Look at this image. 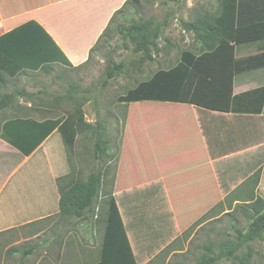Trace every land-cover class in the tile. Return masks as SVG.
Listing matches in <instances>:
<instances>
[{
  "label": "crops",
  "instance_id": "obj_1",
  "mask_svg": "<svg viewBox=\"0 0 264 264\" xmlns=\"http://www.w3.org/2000/svg\"><path fill=\"white\" fill-rule=\"evenodd\" d=\"M125 1L0 0V71L6 73L7 65L31 73L43 65L84 64ZM193 40L198 52L194 35ZM252 46L256 50V44L236 47L235 56ZM263 83L264 69L239 74L233 95ZM120 105L124 122L111 194L135 264H194L198 256L218 252L223 257L215 264L230 262L225 253L235 235L232 226L241 228L238 217L243 218L232 209L247 203L240 197L251 189L242 184L258 169L252 192L264 200V103L259 114L171 102ZM13 119L0 110V264L96 263L105 229L104 221L98 226L99 212L106 213L103 197L80 216L63 211L59 190L73 176L57 129L37 145V135H28L34 127L13 125ZM73 171L76 178L78 169ZM216 241L228 244L219 251Z\"/></svg>",
  "mask_w": 264,
  "mask_h": 264
},
{
  "label": "trees",
  "instance_id": "obj_2",
  "mask_svg": "<svg viewBox=\"0 0 264 264\" xmlns=\"http://www.w3.org/2000/svg\"><path fill=\"white\" fill-rule=\"evenodd\" d=\"M140 1L126 0L113 14L108 26L89 51V58L93 54H98L97 50L102 46H107V37L116 31L132 44V54L138 55L130 63L131 69L126 68L124 61L115 63L109 59L105 66L102 87L107 85L108 80L125 74L126 71L140 74L141 67L146 62L154 61L153 54L159 52L158 40L162 35L163 28L155 24L153 18L137 17L136 21H131V16L138 13ZM169 1L177 2L178 0ZM116 17L130 22L126 26L114 25ZM180 25L184 32L193 33L195 41L199 45L198 52L182 51L173 66L167 69L159 68L146 79L137 81L123 96L117 98V102L125 104L143 101L171 102L189 104L217 112L261 113L264 103V86L233 95V84L234 78L239 74L264 69V0H220L216 13H205L204 16L197 19L181 21ZM165 40L169 42L168 39ZM254 44L257 45V54H250L240 59L235 57L236 47ZM78 68L79 66L72 67L66 63L62 72L66 73L63 70ZM53 69L55 68L51 65H43L38 71L48 74ZM4 71L7 72L0 71V90L6 87L9 79L28 73L21 72L19 66L9 68V65L4 68ZM89 91L90 89L81 88L78 83L72 82L62 96L56 97L55 103L71 102L74 106L72 112L65 111L59 117L43 118L39 121L31 117L15 116L10 121L13 122V125L28 123L34 127V130L28 135H37L39 138L37 145L55 129L68 149V153L72 152L77 136L92 143V159L94 157L104 166L97 165L91 168L85 177H82L78 170L75 178L73 171L75 166L71 164V158L68 159L72 166L71 175L74 178L71 177L59 190L60 208L71 215L80 216L100 196L106 197L103 200L107 207L101 256L94 264L117 262L119 264H135L118 208L111 194L114 171L111 172L108 167L109 163H106L107 159L109 162L112 159L108 152L109 145L105 136L104 122L98 119L100 115L98 109L95 112L97 118L93 122H88L83 112V105L91 99ZM21 93L23 94V92ZM13 103L14 94L0 91V110L8 108ZM106 119L105 115V121ZM5 138L8 142L12 140L9 136ZM37 145L35 144V146ZM259 179L260 169L256 170L242 184L246 188L251 187V192H245L240 197L241 202L247 203L237 205L232 209V213L242 214L247 225L241 228H237L236 225L232 226L234 231L232 236L235 235L229 242L230 251L225 253V258L231 264H251L253 250L250 244L255 240H264V200L259 196L256 197L252 192ZM200 219L184 231V237H188L189 231ZM227 244V241H216L214 247L221 251V248L226 247ZM241 248L245 249V253H238ZM208 251L214 254L211 246L208 247ZM222 257L220 252L215 253L213 257L203 254L194 260V264H215Z\"/></svg>",
  "mask_w": 264,
  "mask_h": 264
},
{
  "label": "rangeland",
  "instance_id": "obj_3",
  "mask_svg": "<svg viewBox=\"0 0 264 264\" xmlns=\"http://www.w3.org/2000/svg\"><path fill=\"white\" fill-rule=\"evenodd\" d=\"M219 3L220 0H178L177 2L169 0H141L138 13L137 15L131 16V21H136L137 17L143 19L153 18L154 23L163 29L162 35L158 40L159 52L153 54L154 61L146 62L141 67L140 74L126 71L125 74H120L108 80L107 85L102 87V81L105 77L104 70L109 59L115 63L124 61L126 68L131 69L130 63L138 57V55H133L131 52L132 44L122 38L120 33L114 31L107 37V46H102L101 49L97 50L98 54H93L90 58L88 57L89 60L80 65L76 70L67 69L63 70L66 71V73H63V68H55L48 74L38 71L24 73L14 79H9L6 87L0 90L2 93L14 94V103L5 109V118L17 116L41 120L43 118L59 117L65 111L72 112L74 106L71 102L55 103L57 100L56 97L62 96L70 83L76 82L81 88L90 89L89 98L91 99L83 105L85 119L93 122L97 118L95 112L98 109L100 113L98 119L104 122L105 136L107 137L109 145L108 152L112 159L111 162L107 159L106 163H109L108 167L113 172L122 140V123L124 122L123 109L125 107L117 102V98L123 96L137 81L146 79L157 69H167L173 66L178 61L182 51L189 50L197 52L193 35L184 32L180 22L193 20L199 12L217 9ZM66 20L68 19L66 18ZM129 22H125L120 17H116L114 25L122 24L126 26ZM163 25L165 26L163 27ZM165 39H168L169 42H166ZM240 51L244 55H255L258 53L253 46L246 47L243 50L238 49L235 56L237 59L242 58ZM256 84L260 83H255L252 86ZM85 95L87 96V93ZM109 113L116 118L114 119L115 122L111 121V118H107L105 121V115ZM111 122H114L112 129ZM61 141L58 137L61 154H64L67 159L71 156V160L73 159L71 164L75 165L81 172L82 177H85L91 168L97 165L104 166L103 163L101 164L94 157L92 159L93 147L91 142H86L80 136H77L72 152L68 153V149ZM131 156L132 154L129 153L127 158ZM262 181H264V176L262 177ZM262 184L264 187V182ZM248 189H251V187H248ZM105 199L106 197L103 198V200ZM105 217V211L99 212L98 226L101 229L104 225L103 221L105 222ZM233 217L235 215H232ZM238 219L240 221L238 222L239 226L246 225L243 218L238 217ZM250 245L253 250L251 264H264V240H255ZM238 253H245V249L241 248ZM219 264L231 263L222 261Z\"/></svg>",
  "mask_w": 264,
  "mask_h": 264
}]
</instances>
